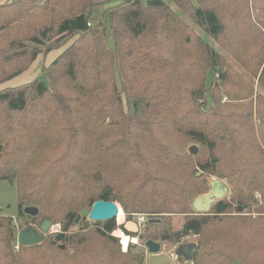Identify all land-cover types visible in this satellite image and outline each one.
<instances>
[{
  "label": "trees",
  "instance_id": "trees-1",
  "mask_svg": "<svg viewBox=\"0 0 264 264\" xmlns=\"http://www.w3.org/2000/svg\"><path fill=\"white\" fill-rule=\"evenodd\" d=\"M171 1L215 46L161 0L0 5V86L72 40L0 89V183L15 185L19 230L60 227L16 248L0 215V264H143L114 220L81 216L97 201L145 215L142 242L195 236L192 264H264V0ZM213 178L229 194L196 213Z\"/></svg>",
  "mask_w": 264,
  "mask_h": 264
},
{
  "label": "rangeland",
  "instance_id": "rangeland-1",
  "mask_svg": "<svg viewBox=\"0 0 264 264\" xmlns=\"http://www.w3.org/2000/svg\"><path fill=\"white\" fill-rule=\"evenodd\" d=\"M16 1L17 0H0V5L6 4V3H12V2H16ZM142 1H143V3H146L149 0H142ZM161 1L164 4H166L170 9H172L178 16H180L195 31V33L197 35L201 36L210 45L215 46L213 44V42L201 30H199L187 17L183 16L180 13V11L175 7V5L172 3L171 0H161ZM191 1L194 3L193 0H191ZM71 42H72V40L65 46H68ZM65 46L61 47L58 50H54V51L50 52L49 54L39 55L37 57V60L31 65V67L26 72H24L23 74H21L20 76L14 78V79L2 84L0 86V89L13 88V87L23 85V84H27V83L33 81L39 75L42 67H47L48 65H50V63L62 52V50L65 48ZM220 53H222V52L220 51ZM228 62L245 79H248L246 74L238 66H236V64L234 62H232L230 59H228ZM223 101H225V99H223ZM190 146L191 145H189L188 148ZM207 193H208V191H207ZM228 194H229V190H228ZM120 210L122 211V214H123V221H128L129 219L127 218V214L123 211V209L121 207H120ZM0 215L12 218L14 221V224L16 225V229L18 232L20 231L19 229L24 226V224H23L24 222L22 220H21V222H18V219L16 218V215H17L16 188H15L14 184H11L9 182H1L0 183ZM140 216L141 215H139V214L131 215V218L129 221L134 222V223H138L140 230H139L138 234H130L131 239H129V235L126 234V237L129 240H131V242L127 245V247L125 249L121 246V250L123 252H126L129 249V246L134 245L136 247V251L138 252V254H140L141 257L143 258V264H192L191 257L183 252V249L181 246L186 245L189 249H191L196 242L195 236H188L182 241V243L174 244V245L158 241L157 243L160 245V249L157 253H152L145 246V242L140 241L138 238V235L141 233L145 221H147V217L145 215H143V216H145L144 222H139L138 219ZM182 219H183L182 216H175L172 218V225H173L174 230H178L181 227ZM90 222H92V221H90ZM116 225H117V223H116ZM59 231H60L59 225H54L49 229V231L47 233L54 234V233H57ZM112 234H114L115 236H118L116 234V231H114ZM120 242H121V240L119 239V243Z\"/></svg>",
  "mask_w": 264,
  "mask_h": 264
},
{
  "label": "water",
  "instance_id": "water-1",
  "mask_svg": "<svg viewBox=\"0 0 264 264\" xmlns=\"http://www.w3.org/2000/svg\"><path fill=\"white\" fill-rule=\"evenodd\" d=\"M204 95L202 91H197L195 98L196 100L201 101L203 99ZM197 152L196 146H191L188 149V153L190 155H194ZM94 179L98 180L99 175H94ZM228 194V187L225 183L217 180V179H211L209 182V190L208 193L202 196L197 197L194 199L192 203V209L196 213H206L210 210L212 205L222 200L224 197H226ZM119 205L112 203V202H105V201H97L95 202L91 209H85L81 212V216L87 218L88 220L92 222H108L111 220H114L117 223V230L116 232H120L121 234H138L140 227L138 223L130 222V221H123L118 222V214H119ZM25 213L30 216H36L37 210L35 208H26ZM239 212H241V208L238 209ZM51 224L47 221H43L39 227V230H34L33 228H24L20 230L17 233V246H31L40 243L45 234L49 231L51 228ZM63 234H59L57 237V240L60 241L63 239ZM120 239V237L115 236ZM129 239L131 237L129 236ZM120 246H122L120 242ZM145 246L148 248V250L152 253H157L160 249V245L158 243H155L153 241H147L145 242ZM183 249V252L191 257L195 249V246H193L191 249H189L186 245L181 246ZM138 262H143V258H139Z\"/></svg>",
  "mask_w": 264,
  "mask_h": 264
},
{
  "label": "bare ground",
  "instance_id": "bare-ground-1",
  "mask_svg": "<svg viewBox=\"0 0 264 264\" xmlns=\"http://www.w3.org/2000/svg\"><path fill=\"white\" fill-rule=\"evenodd\" d=\"M117 220L119 223L123 221V214L120 209ZM116 234L118 235V237H120L122 247L125 249L127 245L131 242V240H129L125 235L121 234L120 232H116Z\"/></svg>",
  "mask_w": 264,
  "mask_h": 264
},
{
  "label": "built area",
  "instance_id": "built-area-1",
  "mask_svg": "<svg viewBox=\"0 0 264 264\" xmlns=\"http://www.w3.org/2000/svg\"><path fill=\"white\" fill-rule=\"evenodd\" d=\"M144 217H145V216L141 215V216L139 217V219H138L139 222H144V220H145ZM16 248H18V246H16Z\"/></svg>",
  "mask_w": 264,
  "mask_h": 264
},
{
  "label": "flooded vegetation",
  "instance_id": "flooded-vegetation-1",
  "mask_svg": "<svg viewBox=\"0 0 264 264\" xmlns=\"http://www.w3.org/2000/svg\"><path fill=\"white\" fill-rule=\"evenodd\" d=\"M129 236H131L130 234H128Z\"/></svg>",
  "mask_w": 264,
  "mask_h": 264
},
{
  "label": "crops",
  "instance_id": "crops-1",
  "mask_svg": "<svg viewBox=\"0 0 264 264\" xmlns=\"http://www.w3.org/2000/svg\"><path fill=\"white\" fill-rule=\"evenodd\" d=\"M37 60V59H36Z\"/></svg>",
  "mask_w": 264,
  "mask_h": 264
}]
</instances>
